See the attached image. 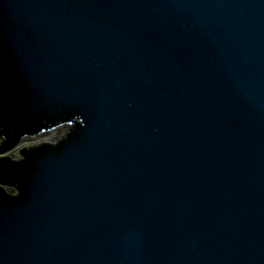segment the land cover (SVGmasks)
I'll list each match as a JSON object with an SVG mask.
<instances>
[{"label":"water","instance_id":"95a60500","mask_svg":"<svg viewBox=\"0 0 264 264\" xmlns=\"http://www.w3.org/2000/svg\"><path fill=\"white\" fill-rule=\"evenodd\" d=\"M0 264H264V0H0Z\"/></svg>","mask_w":264,"mask_h":264}]
</instances>
